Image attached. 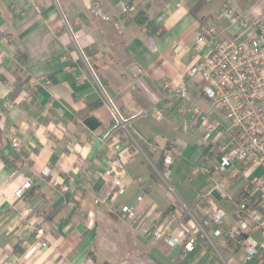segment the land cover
I'll list each match as a JSON object with an SVG mask.
<instances>
[{"label": "crops", "instance_id": "1", "mask_svg": "<svg viewBox=\"0 0 264 264\" xmlns=\"http://www.w3.org/2000/svg\"><path fill=\"white\" fill-rule=\"evenodd\" d=\"M128 1L0 0V264H264L259 232L240 243L227 234L244 179L225 185L215 170L205 172L211 155L202 126H190L166 106L167 85H176L205 53L195 48L197 36L215 25L220 37H234L220 16L223 5L250 20L264 12V0ZM198 83L187 81L185 88L200 93ZM110 104L124 118L117 126ZM208 105L201 106L220 117ZM90 116L100 123L95 130L84 124ZM171 127L190 128L198 145L175 139ZM114 144L125 161L119 200L173 237L172 245L142 235L112 212L113 203L96 202ZM169 146L177 157L165 166ZM26 180L31 187L17 198ZM213 207L225 212L220 237L203 224ZM172 213L179 220H170ZM35 227L45 228V247ZM195 231L194 248L186 251ZM250 241L259 253L246 259Z\"/></svg>", "mask_w": 264, "mask_h": 264}, {"label": "built area", "instance_id": "2", "mask_svg": "<svg viewBox=\"0 0 264 264\" xmlns=\"http://www.w3.org/2000/svg\"><path fill=\"white\" fill-rule=\"evenodd\" d=\"M220 16L227 19L235 29L233 38L220 37L215 25H211L196 38L195 48L204 51L202 58L187 68L176 85H167L168 100L166 106L176 109L180 101H185L190 112L189 125H201V139L206 143V160L202 169L210 173L213 169L224 176V184L228 185L238 178L244 179L241 188L243 197L236 204V224L227 234L240 243L242 236L256 231L264 237V12L250 20L237 13L228 5H223ZM240 28L239 32L236 30ZM199 79V90L209 106L215 110L220 119L212 116L205 108L187 98L185 84L187 81ZM11 102H6L4 109L8 110ZM113 125L124 121L119 111L110 104ZM107 129L101 136L107 144L111 131ZM13 146L19 145V140H13ZM114 144L109 148L107 158V181L96 193L98 204H112V212L121 216L131 224H137L139 232L154 240H164L167 245L175 243L173 237H166L163 230L150 223L143 222L135 207L119 200L122 193V178L125 175L124 159ZM152 150H156L153 146ZM163 164L168 166L177 157V151L169 146L163 149ZM259 169L260 173L254 174ZM46 168L45 173L49 174ZM54 186H59L57 180ZM31 182L26 180L19 187L15 196L24 197ZM223 190V185L214 186ZM61 189V187H60ZM225 212L213 207L203 220V224L213 228L212 235H223L222 221ZM177 213L169 214L170 220H179ZM198 231V230H196ZM195 233L184 242V249L191 251L196 242ZM34 233L41 247L47 245L45 228L35 227ZM179 242V241H178ZM261 247V246H260ZM259 253L256 242L250 241L244 246L246 259H251Z\"/></svg>", "mask_w": 264, "mask_h": 264}, {"label": "rangeland", "instance_id": "3", "mask_svg": "<svg viewBox=\"0 0 264 264\" xmlns=\"http://www.w3.org/2000/svg\"><path fill=\"white\" fill-rule=\"evenodd\" d=\"M186 92H187V98L189 101L195 102V103L199 104L200 106L201 105H205V106L208 105L205 98H203L200 95L198 89H196L194 91L191 87V88H188V90H186ZM185 103H186L185 101H180L178 107L176 108V111H177L178 115H181L182 118L185 119L188 123V119L190 117V112L188 111ZM210 109L212 110L211 112L215 111L212 108H210ZM217 118L220 119V117H217ZM180 124H181V122H180ZM176 126L179 127V124L177 123ZM180 128H181V125H180ZM180 128H178L177 130H174L172 127L170 128L172 136L175 139H179L181 142H187V143L191 144L192 146L198 145L197 139H193V137L191 136L190 128L187 131L186 130L182 131V130H180ZM170 183H172V182H170Z\"/></svg>", "mask_w": 264, "mask_h": 264}, {"label": "trees", "instance_id": "4", "mask_svg": "<svg viewBox=\"0 0 264 264\" xmlns=\"http://www.w3.org/2000/svg\"><path fill=\"white\" fill-rule=\"evenodd\" d=\"M131 2H132V1L129 0L128 3H127V6L130 5ZM145 20H146V18L142 17V18L139 19V22H143V21H145ZM21 53L23 54L22 51H21ZM19 89H20V83L12 89V91H11V93H10L11 97H13L14 95H16L17 92L19 91ZM1 157H2V159L7 163L8 166L13 167V168H14V167H17V160H16V159H12V158H9V157H4L3 155H2ZM237 197H238V198H242V197H243V193L241 192V190L238 191V192L233 196V198H237Z\"/></svg>", "mask_w": 264, "mask_h": 264}, {"label": "water", "instance_id": "5", "mask_svg": "<svg viewBox=\"0 0 264 264\" xmlns=\"http://www.w3.org/2000/svg\"><path fill=\"white\" fill-rule=\"evenodd\" d=\"M84 124L90 129L95 130L99 127L100 123L97 121V119L93 116L87 117L84 121Z\"/></svg>", "mask_w": 264, "mask_h": 264}]
</instances>
